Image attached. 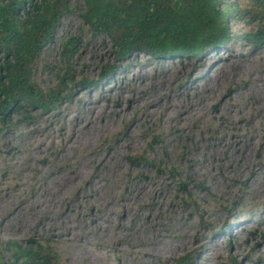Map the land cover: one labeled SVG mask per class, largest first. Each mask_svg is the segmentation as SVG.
<instances>
[{"label": "rangeland", "instance_id": "obj_1", "mask_svg": "<svg viewBox=\"0 0 264 264\" xmlns=\"http://www.w3.org/2000/svg\"><path fill=\"white\" fill-rule=\"evenodd\" d=\"M80 10L61 19L33 71L43 91L70 71L69 96L0 126V247L46 240L60 264H264V43L241 40L251 27L233 17L238 38L217 50L116 61ZM109 63L116 71L101 76ZM84 79L93 84L75 85Z\"/></svg>", "mask_w": 264, "mask_h": 264}, {"label": "trees", "instance_id": "obj_2", "mask_svg": "<svg viewBox=\"0 0 264 264\" xmlns=\"http://www.w3.org/2000/svg\"><path fill=\"white\" fill-rule=\"evenodd\" d=\"M241 1L0 0V126L9 128L10 115L22 109L25 115L34 108L54 112L69 96L64 91L65 82L72 81L70 71L59 74L56 86L46 91L34 81L33 71L54 29L78 3L82 23L95 35L105 36L115 60L121 61L139 51L152 58L194 57L238 37L252 47L264 43V0H246L244 6ZM233 17L247 21L251 29L233 35L229 27ZM75 47L73 38L64 40L61 59L71 61ZM116 69L115 63H109L101 76ZM76 84L87 88L93 82L84 79ZM177 261L193 264L194 257L187 255ZM0 264H60V259L46 240L27 245L9 242L1 244Z\"/></svg>", "mask_w": 264, "mask_h": 264}, {"label": "bare ground", "instance_id": "obj_3", "mask_svg": "<svg viewBox=\"0 0 264 264\" xmlns=\"http://www.w3.org/2000/svg\"><path fill=\"white\" fill-rule=\"evenodd\" d=\"M90 46L91 45H89V47H88V51H93V49H90ZM91 51V52H92ZM95 52V51H94ZM101 52V51H100ZM259 90H260V92L262 91H264V88L263 87H259L258 88ZM88 120V119H87ZM90 121V120H89ZM105 121V120H104ZM91 122H92V120H91ZM95 122V121H94ZM97 123V122H96ZM101 123V122H100ZM98 125V124H97ZM96 125V126H97ZM94 126H95V124L94 123H91V125H90V129H93L94 128ZM94 130H96V129H94ZM87 131V130H86ZM93 131V130H92ZM87 133H89V132H87ZM199 137V136H198ZM206 143V142H205ZM189 144V143H188ZM196 144V143H195ZM206 145V144H205ZM209 145V144H208ZM221 145V144H220ZM188 146V145H187ZM196 146V145H195ZM222 146V145H221ZM116 147V146H115ZM197 148V147H196ZM215 148H217L218 149V147H215ZM215 148H213L212 149V147H210V149L208 150L209 151V153L213 156L214 155V153H215ZM200 151V150H199ZM198 151V152H199ZM197 152V151H196ZM200 152H202V153H205L206 151H205V149H203L202 151H200ZM195 153V152H194ZM193 152H192V154L193 155H195ZM216 153H217V151H216ZM191 154V155H192ZM208 154V153H207ZM220 154V153H219ZM241 154V153H240ZM183 155H184V158H186V159H188L189 161H190V165H192V163H193V159H192V157H191V155H189L188 154V152H187V150H184V153H183ZM199 156V155H198ZM197 156V157H198ZM216 156V155H215ZM217 156H218V154H217ZM223 157V156H222ZM202 158V157H201ZM209 158V157H208ZM219 158L221 159V157H220V155H219ZM226 159V158H225ZM215 160V159H214ZM228 161V160H227ZM228 164V163H227ZM204 165H205V163H204ZM224 165V164H223ZM211 166V165H210ZM222 166V165H221ZM228 166V165H227ZM219 167V166H218ZM220 168V167H219ZM222 168V167H221ZM189 170V169H188ZM204 170H205V168H204ZM208 170V169H207ZM213 170H215V169H213ZM212 171V170H211ZM233 171V170H232ZM192 172V171H191ZM214 172V171H213ZM216 172V171H215ZM221 172V171H220ZM223 173V172H222ZM226 173V172H225ZM221 174V173H220ZM227 174V173H226ZM225 174V175H226ZM211 175V174H210ZM232 176V175H231ZM145 177V176H144ZM224 177V176H223ZM226 178V177H225ZM228 178V177H227ZM86 179H87V177H86ZM222 179H224V178H222ZM146 180V179H145ZM148 181V180H147ZM150 181H152V180H150ZM130 186V185H129ZM147 186V185H146ZM127 187V186H126ZM134 187H136V186H134ZM154 187V186H153ZM152 188V187H151ZM133 189V188H132ZM134 189H136V188H134ZM133 189V190H134ZM147 189V188H146ZM154 189V188H153ZM151 190V189H150ZM129 191V190H128ZM132 191V190H131ZM147 191V190H146ZM129 193V192H128ZM149 193V192H148ZM133 195V194H132ZM147 195V194H146ZM44 196V195H43ZM130 199V198H129ZM68 202V201H67ZM48 206V205H47ZM59 207V206H58ZM40 213V212H39ZM45 218V217H44ZM47 222V221H46ZM64 225V224H63ZM64 232H65V234H67V233H69V234H71V236H74L72 233H74V231L73 230H70V227L68 226V225H64ZM63 232V233H64ZM76 232V231H75ZM75 234V233H74ZM86 254H88L89 255V253L86 251V250H82V252H81V255L80 256H83V257H85L84 255H86ZM87 255V256H88ZM93 256V255H92ZM95 259V258H94ZM97 264V263H96Z\"/></svg>", "mask_w": 264, "mask_h": 264}]
</instances>
